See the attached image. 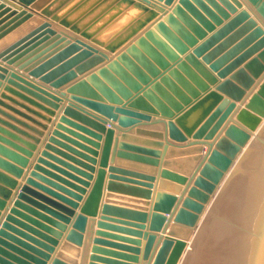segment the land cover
<instances>
[{
    "label": "water",
    "instance_id": "water-1",
    "mask_svg": "<svg viewBox=\"0 0 264 264\" xmlns=\"http://www.w3.org/2000/svg\"><path fill=\"white\" fill-rule=\"evenodd\" d=\"M3 1L9 3L1 7L4 15L0 18V25L13 16L20 19L16 23L17 29L7 35L6 42L9 43L0 50L1 61L13 64L17 70L26 73L29 79L47 84L50 90L60 89L98 64L109 61V56L98 47L115 52L160 13H163V17L152 29L163 35L180 54L187 46H191V50L182 59L177 57L178 64L175 69L169 70V75L182 87H189L185 77L203 90L206 88L205 83L213 84L211 90L177 117L159 120L165 125L172 141L183 143L187 137L201 141L180 146L168 143L165 145L166 157L174 159H167L163 163L160 187L164 189L155 192L147 230L141 231L144 229L143 221L146 216L143 208L104 201L97 226L103 224V220L114 222L124 226L118 228L134 237H122L96 229L87 264H96V261L104 264H136L139 253L142 259H149L147 264H264V0H177L173 5L174 0H103L100 6L91 11L94 17L102 15L90 26L86 24L88 19H73L77 10L72 8L75 0ZM90 1L97 0H86L85 3ZM171 5L170 11L166 12V7ZM130 11L135 15L130 16ZM112 15L114 17L109 21ZM88 17L90 18L89 14ZM50 20L69 28L81 38L89 40V43L80 37L56 30L51 27ZM99 25L101 31L94 33ZM169 27L176 29L179 36H173ZM152 29L145 32L146 37L172 57L169 47L156 37ZM206 31L210 33L205 34ZM198 38L201 39L199 42ZM137 47L144 49L159 64L163 63L152 47L147 46L143 37H140L125 52L118 54L115 60L109 61L106 68L101 67L95 73L87 74L85 79L95 82L97 75H100L108 81L111 76L106 69L109 68L121 79L129 81L128 75L116 64L119 61L143 81L142 72L134 62L143 66V62L147 64V61H144ZM27 54L30 57L24 59ZM126 54L131 55L134 61ZM144 66L147 68L148 65ZM7 71L6 67L0 65V79L5 77ZM14 74L11 73L15 76ZM160 80L176 96L179 94L181 97L178 88L166 76H162ZM79 83L70 87L68 95L62 90L57 92L59 96L66 97L63 115L101 134L106 133L107 138L110 135L105 127L107 121L100 116L116 121L123 128L143 120L150 121L148 113L127 106L130 100L119 105L70 92L82 89L83 82ZM152 87L162 92L168 102L172 101L157 83H153ZM5 89L39 109L47 110L25 95L9 87ZM125 93L124 91L123 94ZM145 95L152 98L149 91ZM1 98L16 102L25 110L45 119L37 111L3 93ZM139 101V98L133 101L132 97L130 104L135 105ZM0 105L33 120L1 100ZM158 106L162 113L167 114L163 105ZM232 112L235 113V119L231 117ZM0 113L31 129L25 122L1 109ZM195 113V119L190 120ZM226 120L228 122L216 135ZM0 123L29 136L26 131L7 121L0 119ZM134 134L144 136L145 139L134 138L125 132L120 138L134 139L141 143V146L130 147L136 153L123 151L122 148L128 146L120 143L117 156L154 165L157 153L152 148L161 146V133L136 128ZM0 141L15 151L29 154L26 149L4 137L0 136ZM203 145L208 147L206 151ZM201 152H204L203 155ZM0 153L10 161L19 164L24 162L21 157L6 149L0 148ZM199 160L201 163L194 171ZM119 164L123 162L117 160L115 165L107 167L108 179L142 188L151 187L152 168L134 164L132 166L135 170L128 171L118 167ZM0 168L15 175L19 173L16 167L2 158ZM140 169L149 173H143ZM183 185L186 187L183 188ZM27 191L30 190L26 184L20 186L0 221V264H42L40 258L46 257L45 250H51L49 243L55 242L53 238L59 235L58 230L64 228L62 221L67 220V217L50 209H45L50 214L45 215L35 208L31 203H38L25 196ZM181 191L185 195L173 212L167 232L160 237L159 246L149 258L157 236L154 232L167 222L175 195ZM98 192L97 181L82 211L95 210ZM92 198L95 205L90 207ZM140 202L141 205L146 203ZM63 210L71 213L67 209ZM82 211L76 214L61 245L62 251L53 259L52 264H75L74 257L78 254L86 221V215ZM100 235L123 243L101 241L98 239ZM138 238H141L142 243ZM99 243L115 250L99 249ZM98 251L106 253L109 258L98 257Z\"/></svg>",
    "mask_w": 264,
    "mask_h": 264
},
{
    "label": "crops",
    "instance_id": "crops-1",
    "mask_svg": "<svg viewBox=\"0 0 264 264\" xmlns=\"http://www.w3.org/2000/svg\"><path fill=\"white\" fill-rule=\"evenodd\" d=\"M85 1L86 0H75L72 8H77V10L75 11L73 19L75 21L88 19L86 24L90 26L99 19V15H102L99 14L94 17L92 16L93 14L91 11H93L94 8L100 6L103 0L90 1L88 3H85ZM8 3L9 2L7 1L0 0V18H2L4 15L1 7L3 5H7ZM176 3L177 0H174L172 5ZM158 4H161V2H158ZM172 5L166 7V12L170 11ZM104 11L102 13H104ZM88 14L90 15V18L88 17ZM162 14L163 13L158 14L150 22L145 24L128 40H126V42L118 47L115 52L111 53L105 50L103 47H98V49L104 51L109 56V61H113L118 54L125 52V49L129 45L133 44L137 38L143 37V40L146 42L147 46L152 47L153 51L157 54L158 59L163 62L162 64H159L158 62H156V59L150 57V55H148V53L144 49L137 47L140 50V53L143 55L144 61H147V64H144L143 62V66L136 61L134 62V65L138 67L142 72L143 78L141 79H143V81L140 80L139 77L135 76L132 72H130L125 67V65L119 61H116V64L128 75L129 81L121 79L114 71L109 68L106 69L107 73L111 76V79H108V81L100 75H97L95 82L85 79L87 74L95 73L96 70L101 67L106 68L109 61L105 60L103 63L98 64L88 72L79 75L78 79L68 82L60 89L50 90L51 88H49L47 84H43L37 79H29L26 76V73H24L22 70H17V68L13 66V64H6V62L1 61L0 59V65H3L8 69L7 73H5V77L0 79V100L5 105L24 113L28 117H31L35 122L39 123H35L33 120L31 121L15 113L4 105H0L1 111L11 115L15 119L25 122L27 125H29V127H31V129H27L26 127L16 123L15 121L0 113V119L7 121L12 125H15L23 131H26L29 135L26 136L18 133L8 126L4 125L3 123H0V136L26 149L29 153L25 155L23 153L15 151L5 143L0 141V148L15 153L24 161L22 164H19L15 161L8 160L4 154L0 153V158L8 161L14 167H16V169L19 170L18 175H15L12 172L5 171L0 168V221L2 220L4 214L7 212V209L11 205L12 201L15 199L17 193L19 192L20 186L25 184L30 190L25 193V196L38 203H31V205L45 213V215H50L49 212L45 210L50 209L51 211L67 217L66 221H62L63 223L60 222L64 225V228L58 230L59 235L53 238L55 242L49 243L51 250H45L44 253L46 257L40 258L42 264H52L53 259H55L57 254L62 251L61 245L65 241L67 231L68 229H70L76 214L82 211L86 199L88 198L92 188L94 187V184L97 181L99 182V192L96 198V205L93 198L89 203L90 207H93L95 205V210L93 212H89V210L82 211L86 215V221L82 232L81 244L78 247V254L74 257L75 264H87L89 262L90 248L93 245L92 240L95 237L94 231L96 229H99L104 233H113L122 237H134L131 236L132 234H129L126 231L118 228L124 226H120L119 224H116L114 222H107L103 220V224L97 226V222L100 221L99 217L101 216V206L103 205L104 201H108L116 205L143 208L145 210L144 213L146 216L143 221L144 229L141 231L147 230L149 226V215L153 207L155 192L158 189H164L160 187V181L162 180L160 172L163 169V163L167 159H174L166 157L167 149L165 148V145L168 143L175 146H180L187 143H193L195 141H201L193 140L191 139V137H187V140L183 143L174 142L168 137L165 125L161 121H159L177 117L180 113H182L185 109H187L190 105H192L196 100L202 97L213 87V84H206L205 81L202 80L203 83H205L206 88L204 90L200 89L196 84L192 83L188 77H185V80L188 82L189 87H182L180 83H178L171 75H169V70L171 68L175 69V66H177L178 64L177 57H179V59H182L184 55L191 50V46H187L185 48V51L180 54L178 53L176 48L171 45L165 37H163V35L152 29L155 23L161 21V18L163 17ZM132 15L134 16L135 13L130 11V16ZM126 16H128V14ZM113 17L114 15L109 17V21L113 19ZM137 17L138 15L135 16V18ZM19 19L20 17L13 16L0 25V50L2 47L7 45L6 43H9L6 42L7 35L17 29L16 23ZM125 19H128V17H126ZM134 19L132 21H134ZM132 21L130 23H132ZM50 22L51 27L55 28L56 30L63 31L64 33L72 36L80 37L79 34L69 30V28L61 26L58 22L51 20ZM11 26H13V28L8 30ZM215 27H217V25H215ZM100 29L101 26L99 25L94 33L101 31ZM148 29H152L156 37H158L169 47L173 55L172 57L167 53H164L157 47V45H155L148 37H146L145 32ZM169 31L173 36H179L176 29L169 27ZM209 33L210 32L208 31L205 32V34ZM83 40L89 43V40ZM200 40L201 39L198 38L197 42H199ZM126 56L131 61H134L131 55L126 54ZM27 57H30L29 54H27L23 58L27 59ZM144 65H148L147 68ZM186 66L189 67L188 64H186ZM11 73H15V76L11 75ZM162 76H166L171 81V83L178 88V92L182 94L181 97L179 96V94L178 96H176L173 91L160 80ZM80 81L83 82V87H81L82 89H73L70 92L86 96H93L99 100L119 105L130 100L129 103H127V106L148 113L151 117L150 121L143 120L123 128L117 125L116 121H110L100 116L102 119L107 121L105 127L107 131H110V135L107 138L106 133L101 134L94 129L84 126L83 124H80L79 122L63 115L62 110L66 104V97L59 96L57 92L59 90H62L66 92V95H68V90L70 89V87H74L77 84H80ZM217 81L220 80L218 79ZM153 83H157L159 87L171 97V100L174 101V103L172 101L168 102V98H166L162 94V92L154 89L152 87ZM5 87H9L25 95L26 97L46 107L47 110L44 111L32 104H29L27 101L8 92ZM124 91L126 92L125 94H123ZM146 91L150 92L152 98L145 95ZM2 93L7 95L8 97H11L14 101L22 103L30 109L37 111L38 113L43 115L45 119L25 110L24 108L16 104V102L14 103L9 99L1 98ZM132 97L133 101L139 98V103L137 102V104L135 105L130 104ZM158 105H163L165 108L164 111H166L165 113L167 114L162 113ZM196 114L197 113L191 115L189 119H195ZM168 115L170 116L168 117ZM231 117H234L233 119H235L234 112L231 113ZM227 122L228 120L223 123L221 128L217 131L216 135L221 131V129ZM136 128L153 130L161 133V146L158 148H152L157 153L156 156H154L156 160V163L154 165L137 163L135 160L128 157L119 158L116 154V152L119 150L120 143L128 146L123 147V151L127 153H136V151H134L130 147L141 146V143H138V141L134 139L121 140L120 138L121 134L125 132L126 134L134 138L145 139L144 136H136L134 134V130ZM143 148L151 149L146 146H143ZM203 149L204 151H206L208 147L206 145H203ZM203 153L201 152V155H203ZM143 155L145 154L143 153ZM117 160L123 162V164H119L120 166L118 167L128 171L135 170V167L132 166L134 164H140L143 165V167L152 168L153 178L150 182L151 187L142 188L140 186H135L133 184L122 182L119 180L108 179L109 172L107 171V167L115 165ZM200 163L201 160H199V162L197 163L194 171H196ZM140 170L143 171V173H149V171L145 169ZM184 187L186 186L183 185V188ZM184 195L185 194H183L182 191L175 195V202L170 213L167 215V222L162 225L160 230L154 232L157 236L153 241L149 258L159 246L160 237L165 235V233L167 232V229L173 217V212L179 206ZM140 201H145V205H141ZM63 209H67L71 211V213H68ZM98 239H101V241H110L112 243H123L119 240L106 237L105 235L98 236ZM138 239L141 240V238ZM97 247L104 250H115L114 248H110L104 243H99ZM139 247L141 248V246ZM97 253L98 254L96 255L98 257L109 258L108 256H106V253L102 251H98ZM137 256L138 260L136 261V264L148 263L149 259H142L140 257V253L137 254ZM95 263L104 264L98 261H96Z\"/></svg>",
    "mask_w": 264,
    "mask_h": 264
},
{
    "label": "rangeland",
    "instance_id": "rangeland-1",
    "mask_svg": "<svg viewBox=\"0 0 264 264\" xmlns=\"http://www.w3.org/2000/svg\"><path fill=\"white\" fill-rule=\"evenodd\" d=\"M182 262V261H181ZM181 264V263H180Z\"/></svg>",
    "mask_w": 264,
    "mask_h": 264
},
{
    "label": "bare ground",
    "instance_id": "bare-ground-1",
    "mask_svg": "<svg viewBox=\"0 0 264 264\" xmlns=\"http://www.w3.org/2000/svg\"><path fill=\"white\" fill-rule=\"evenodd\" d=\"M234 118V117H233Z\"/></svg>",
    "mask_w": 264,
    "mask_h": 264
}]
</instances>
